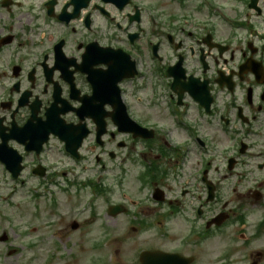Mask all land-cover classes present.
I'll use <instances>...</instances> for the list:
<instances>
[{
    "label": "flooded vegetation",
    "instance_id": "1",
    "mask_svg": "<svg viewBox=\"0 0 264 264\" xmlns=\"http://www.w3.org/2000/svg\"><path fill=\"white\" fill-rule=\"evenodd\" d=\"M167 1L163 0L161 10L174 20L164 19L157 26L154 19L148 21L152 0H106L115 9H107L104 0H0V134L8 141H17L12 147L20 153L23 173L29 174L30 179L34 178V168L40 166L41 157L28 151L40 139L57 131L53 116L65 115L63 119L72 125L83 122L87 138L82 149L87 145L95 151L97 131L101 130L98 123L104 121L110 129L111 114L121 100L131 114L132 98L148 88L136 83L146 78L142 67L148 65V55L154 67L152 76L159 81L154 84L157 88L170 90L168 70L177 73L175 66L180 61L189 75L204 76L202 55L211 60L217 54L204 45L205 37L212 32L211 25L194 37L189 32L196 17V8H189L193 0H174L178 6L174 15L168 11L171 5ZM203 2L198 11H207L208 19L203 20L206 23L217 13L213 6ZM246 8L248 5L241 16H249ZM225 16H232V11ZM76 17L80 18L75 20ZM154 44L158 46V56ZM192 59L197 60L201 72L195 70ZM169 98L171 107L178 108L174 95L170 93ZM148 114L141 116V125L148 121ZM123 129H127L124 133L130 131L126 123ZM121 134L111 133L107 137L112 144L116 140L119 149H135L137 142L132 135L125 134L124 142ZM168 160L171 161L159 140L148 141V164L152 171L161 168L153 167L154 164L161 166ZM178 169L170 167L173 172ZM233 192L235 195H229L221 207L193 195L185 207L196 210L191 214L185 212L186 217L177 216L176 228L172 227L173 218L164 216L166 222L156 220V209L148 206V201L158 202L155 195L111 198L116 206L127 211L133 207L148 229L145 244L161 241L156 250L178 255V264H186V260L189 264H264V249L259 245L263 238L259 229L264 230V223L259 227L247 214L238 188ZM188 194L181 187L175 205L183 207L181 200L189 198ZM142 201L145 205H140ZM260 204L264 205V201ZM121 217L127 218L128 214ZM161 227L165 234L148 237ZM132 229L142 231L141 227ZM170 232L178 233L170 237ZM169 261L165 259L163 263Z\"/></svg>",
    "mask_w": 264,
    "mask_h": 264
},
{
    "label": "rangeland",
    "instance_id": "2",
    "mask_svg": "<svg viewBox=\"0 0 264 264\" xmlns=\"http://www.w3.org/2000/svg\"><path fill=\"white\" fill-rule=\"evenodd\" d=\"M160 3H162V0H152V8H150V10L153 15H155V8H157ZM159 15L160 13L157 14L156 18H158ZM145 110L146 112H148V109ZM152 111H156L155 114L148 116H150L151 119L156 120L158 122V125L168 124L167 120L169 116L167 115L165 110V113L163 112V108L161 106H158L157 109H154ZM179 130L180 133L175 132L174 136L171 135L173 143L186 140V133L181 129ZM221 142L223 143L222 140ZM123 152L124 151H122V153ZM189 157L190 159L188 160H190V162L188 166L187 164L185 165L186 174H189L191 172L190 167H198L196 165L197 158L195 157L193 152L189 154ZM138 166L140 165L133 164V162L125 164V167ZM75 168L78 171H83L82 166ZM91 168L92 167L88 166L86 171L89 173L83 174L82 176L86 177L88 174H93L95 168H92V170H90ZM136 174L137 170H131L129 172L128 179L122 186L125 194L140 196V194L137 192L138 183L135 180ZM52 192H56V200H53V194L50 193V195H48L47 197H41L40 199L35 200L34 203L37 202L38 207L35 206L34 203L32 207V204L29 203V199H24L26 201H21V199L18 197V194L5 197L10 193L9 188L0 190V237L5 232L8 233L10 237V240L7 242L0 241V264H43L48 254H53L56 258L52 261L51 264H72L69 257H72L75 252L65 250L63 246L65 242L74 243V239L65 238L64 236L55 233L61 234L60 229L69 224L74 219L77 218L79 220H85V218L89 216L88 212L85 213V215L79 214V209L80 206H82L86 202V198L90 196V192L86 191L84 193H81V196H79L78 193H75V188H71L69 192H63L62 188H56L52 189ZM42 193H44V191ZM100 201H102V199L99 200L97 208L101 211L103 209L101 208L102 204L100 203ZM54 216H56V219L51 220ZM59 217H61V220H59ZM18 227H20V230H18ZM33 227L39 228V231L35 232V234L32 235ZM90 230L93 235L92 237L95 238V231L92 228H90ZM22 231L25 236L19 238V235ZM37 233V236H40L41 239H45L44 242H48L51 244H54V241L56 240L55 238H61L63 241L62 244H59V242H57L56 240L57 246L61 249L37 252L33 249L24 250L20 247L21 244L25 243L33 244L32 238H35V235ZM155 235H157V231L149 233L148 237H153ZM142 247L143 246L139 245L135 247H127L126 251L129 257L128 260L118 261L116 258L111 260L108 253L105 256L107 257L105 258V261L110 264H130L133 261V257L137 256L140 250H142Z\"/></svg>",
    "mask_w": 264,
    "mask_h": 264
}]
</instances>
